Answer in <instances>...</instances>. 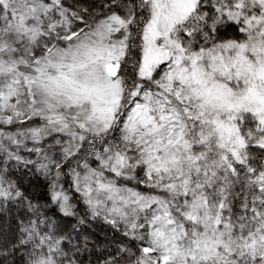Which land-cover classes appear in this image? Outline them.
I'll return each mask as SVG.
<instances>
[{
	"label": "snow or ice",
	"instance_id": "obj_1",
	"mask_svg": "<svg viewBox=\"0 0 264 264\" xmlns=\"http://www.w3.org/2000/svg\"><path fill=\"white\" fill-rule=\"evenodd\" d=\"M0 264H264V0H0Z\"/></svg>",
	"mask_w": 264,
	"mask_h": 264
}]
</instances>
